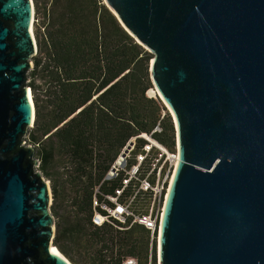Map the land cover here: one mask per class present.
I'll return each instance as SVG.
<instances>
[{"label":"water","instance_id":"obj_1","mask_svg":"<svg viewBox=\"0 0 264 264\" xmlns=\"http://www.w3.org/2000/svg\"><path fill=\"white\" fill-rule=\"evenodd\" d=\"M104 3L153 55L176 127L158 264H264V0ZM34 12L0 0V264H72L53 247L52 190L27 141Z\"/></svg>","mask_w":264,"mask_h":264},{"label":"trees","instance_id":"obj_2","mask_svg":"<svg viewBox=\"0 0 264 264\" xmlns=\"http://www.w3.org/2000/svg\"><path fill=\"white\" fill-rule=\"evenodd\" d=\"M48 1L28 73L36 118L27 140L37 148L42 173L52 177L58 167L74 190L71 209L60 216L59 190L52 184L54 243L74 264H124L128 257L157 264V240L145 227L92 222L95 189L112 193L120 185V178L105 175L129 139L151 134L160 123L162 131L152 136L176 145L171 116L161 117V103L147 94L153 55L102 0ZM145 142L138 138L135 151Z\"/></svg>","mask_w":264,"mask_h":264},{"label":"built area","instance_id":"obj_3","mask_svg":"<svg viewBox=\"0 0 264 264\" xmlns=\"http://www.w3.org/2000/svg\"><path fill=\"white\" fill-rule=\"evenodd\" d=\"M161 131L158 123L151 134L134 136L121 149L105 175V180L120 178V185L112 193H103L100 185L95 189L92 222L96 226L111 223L128 229L141 225L158 242L163 206L179 159L177 140L175 147L169 148L152 136ZM138 138L146 142L136 152ZM151 256L150 253V259ZM124 264H138V260L128 257Z\"/></svg>","mask_w":264,"mask_h":264},{"label":"rangeland","instance_id":"obj_4","mask_svg":"<svg viewBox=\"0 0 264 264\" xmlns=\"http://www.w3.org/2000/svg\"><path fill=\"white\" fill-rule=\"evenodd\" d=\"M102 1L104 2V0H102ZM33 2H34L35 19H36L35 22H34L33 29H34L35 37H36L37 44H38V41L41 39V36H43V33H44V22L46 20V12H47V9L49 7V3H48L49 1L48 0H38V4H37V0H33ZM150 79H151V75H150ZM151 84H152V87L149 88V90L147 92L148 96L153 97L155 99H158L159 102L161 103V106H162L161 107V117L171 116V118H172V120L174 122L172 114L170 113V111H169L168 107L166 106V104L164 103V101L158 95H156L153 92V89L155 87H154V85L152 83V80H151ZM27 139H28V135H27ZM28 143H29V141H28ZM37 170L41 171L39 169V166L37 167ZM51 173H52V175H51L52 177H47L43 173L42 174L45 177V179L47 181H49L50 186H51V190H52V184L53 183L56 184V186H57V188L59 190V198H58V203L56 204V210H57L58 214L61 216L62 214H64L66 212V210H70L71 209V207L69 205L68 198L73 197L74 190H71V187H70V185L68 183L66 184L65 176H64V173L62 172L61 169H59L58 167H53L51 169ZM52 196H53V190H52ZM53 199H52V203L54 202ZM51 212H52V210H51ZM52 214H53V212H52ZM53 216H54L55 225H56V221L58 220V218L54 214H53ZM157 251H158V244H157ZM72 264H74V263L72 262ZM157 264H158V260H157Z\"/></svg>","mask_w":264,"mask_h":264},{"label":"bare ground","instance_id":"obj_5","mask_svg":"<svg viewBox=\"0 0 264 264\" xmlns=\"http://www.w3.org/2000/svg\"><path fill=\"white\" fill-rule=\"evenodd\" d=\"M33 6H34V2H33ZM34 10H35V8H34ZM34 17H35V12H34ZM35 20V18L33 19V21ZM33 27H34V25H33ZM33 27H32V30H33V34L35 35V33H34V29H33ZM29 92H30V95H31V97H32V92H31V88L29 87ZM153 92L156 94V95H158V93H157V91H156V89L154 88L153 89ZM159 96V95H158ZM170 110V109H169ZM172 113V112H171ZM173 114V113H172ZM53 247H55L61 254H63L60 250H59V248L57 247V246H54L53 245Z\"/></svg>","mask_w":264,"mask_h":264}]
</instances>
